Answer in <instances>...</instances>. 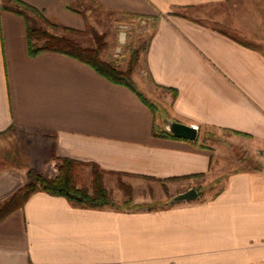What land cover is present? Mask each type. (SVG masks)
I'll use <instances>...</instances> for the list:
<instances>
[{"label": "crops", "instance_id": "crops-1", "mask_svg": "<svg viewBox=\"0 0 264 264\" xmlns=\"http://www.w3.org/2000/svg\"><path fill=\"white\" fill-rule=\"evenodd\" d=\"M17 1L71 30L93 7L152 19L141 61L165 110L70 56L29 55L24 17L0 0V203L62 158L97 165L116 201L122 184L132 204L162 203L93 209L35 192L0 221V264H264V0ZM165 119L196 126V139L167 135ZM212 173L227 174L213 194L167 204Z\"/></svg>", "mask_w": 264, "mask_h": 264}, {"label": "trees", "instance_id": "trees-1", "mask_svg": "<svg viewBox=\"0 0 264 264\" xmlns=\"http://www.w3.org/2000/svg\"><path fill=\"white\" fill-rule=\"evenodd\" d=\"M9 1L14 3V6L11 7L10 10L21 15L25 19L29 55L34 56L43 51H51L77 59L90 66L95 72L109 82L122 85L133 91L154 114L156 113L157 107L155 104L145 98V96L137 90V87L131 79L132 72L139 60L137 50H131L127 66L122 70L113 64V62L104 61L100 58L99 53L104 44L97 35L94 36V46L82 47L76 40L67 35H51L31 25L28 17L29 13L39 16L48 26H57L44 18L34 7L17 0ZM63 29L70 32L76 31L68 28ZM175 95L173 91L172 96L175 97ZM165 133L174 137L167 131H165ZM58 160L60 164L57 174L52 178H48L34 169L28 170L26 183L7 200L0 203V221L14 210L21 208L27 198L38 191L45 192L52 196L64 197L71 204L85 208L96 209L112 205L109 193L103 183L102 171L97 165L65 158ZM85 166H89L91 169L90 183L89 185H79L80 181L77 175L80 171L79 169ZM253 169H258V166H254ZM120 186L125 191V194L130 196V188L122 184Z\"/></svg>", "mask_w": 264, "mask_h": 264}, {"label": "rangeland", "instance_id": "rangeland-1", "mask_svg": "<svg viewBox=\"0 0 264 264\" xmlns=\"http://www.w3.org/2000/svg\"><path fill=\"white\" fill-rule=\"evenodd\" d=\"M200 11L205 12V10H200ZM90 12H91L89 14L90 22L87 24V27L84 30H76L75 32L65 31L59 25H57L56 27L48 26L45 22L42 21V19L39 16L35 14L29 13L28 17L31 25L46 31L51 35H57V36L67 35L72 39L76 40L82 47L94 46V40H95L94 36L97 35L98 37H100L102 43L104 44L103 48L99 53L100 58L104 61L113 62V64H115L118 68L122 70H124L127 66V62L129 60L131 50H137L139 54V60L132 72L131 79L133 81V78H138V80L140 77L142 78V83L139 81V84L144 88L145 93H143V95L149 101L154 103L155 106L157 107L155 114H157L158 117H162L165 110L162 107V94L164 93V89L158 88L153 84H151V82H149L148 77L144 72L145 69L143 68V63L141 61L145 50V46L147 45V41L153 32V28H154L153 20L144 19V22L142 23L137 21L136 20L137 18L134 19L118 18L114 14L103 12L98 8H94V7L90 9ZM217 13L218 12L215 9L210 10L209 13L206 12L204 14L206 17L205 20L209 21L208 17L211 16L212 18V15H216ZM244 18H245V14L243 12H239L238 20L241 21ZM226 21H229V19L227 18ZM123 23L125 24L128 23V28L126 31L125 42L124 44L120 45L118 41L119 25ZM220 26L223 27V30L225 28L226 30L233 32L232 29L226 28L224 24H221ZM243 31L244 28H239L237 34L238 37H244L242 36ZM133 83L135 84V86L137 85L134 81ZM39 150L41 153V157H43L45 150L44 149H39ZM256 156L260 157L259 153H256ZM59 164L60 161L58 159L51 160L49 164H47L48 170L50 171L49 173L50 175H53V177L57 174ZM79 170L80 171L77 175L78 180L80 181L79 185H89L90 173H91L90 167L89 166L81 167ZM216 175L217 177L214 178V176ZM226 175H227L226 173H218V174L212 173L207 175L199 174V176L198 175L194 176L197 178L193 180V184L191 185H194L192 187L197 189L198 194L200 195H202L205 190H207L208 193L213 194L215 191H217L219 188L222 187ZM121 191L126 196V198L123 201L121 200L119 202L114 200L112 197H110L112 201V205H110V207L126 208V209H134V208L154 209L155 207L159 206L160 203H162L159 202V199L155 194L152 197L153 200L152 202L150 201L147 203L145 202L135 205L132 204L133 202L132 190L130 189V196L125 194L123 188H121ZM116 192L117 191H115V193ZM114 197L117 198L118 196L115 195Z\"/></svg>", "mask_w": 264, "mask_h": 264}, {"label": "water", "instance_id": "water-1", "mask_svg": "<svg viewBox=\"0 0 264 264\" xmlns=\"http://www.w3.org/2000/svg\"><path fill=\"white\" fill-rule=\"evenodd\" d=\"M164 130L177 138H183L187 140H195L197 137V130L186 124L179 123L174 120H164ZM197 189L191 187L183 192L171 196L167 204L173 205L176 203L189 202L195 200L198 197Z\"/></svg>", "mask_w": 264, "mask_h": 264}, {"label": "built area", "instance_id": "built-area-1", "mask_svg": "<svg viewBox=\"0 0 264 264\" xmlns=\"http://www.w3.org/2000/svg\"><path fill=\"white\" fill-rule=\"evenodd\" d=\"M136 20L142 23L144 22V18H137ZM127 28H128V23L127 24L123 23L119 25L118 41L120 45L124 44L125 42ZM194 128L197 129L196 126ZM256 153H259L260 157H264V148L257 151Z\"/></svg>", "mask_w": 264, "mask_h": 264}]
</instances>
